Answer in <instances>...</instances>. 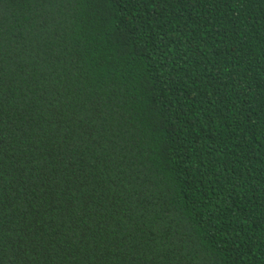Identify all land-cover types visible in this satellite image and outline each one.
I'll return each mask as SVG.
<instances>
[{
	"label": "trees",
	"instance_id": "trees-1",
	"mask_svg": "<svg viewBox=\"0 0 264 264\" xmlns=\"http://www.w3.org/2000/svg\"><path fill=\"white\" fill-rule=\"evenodd\" d=\"M0 264H264V0H0Z\"/></svg>",
	"mask_w": 264,
	"mask_h": 264
}]
</instances>
